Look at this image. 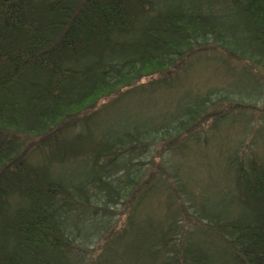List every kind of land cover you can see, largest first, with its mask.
<instances>
[{"label":"trees","instance_id":"16d2710c","mask_svg":"<svg viewBox=\"0 0 264 264\" xmlns=\"http://www.w3.org/2000/svg\"><path fill=\"white\" fill-rule=\"evenodd\" d=\"M164 1L0 0V264H81L87 254L83 264H107L126 228L138 230L134 243L148 234L149 264H264V155L252 151L256 135L264 142V125H252L264 121V0ZM205 52L257 97L223 91L227 77L162 121L100 119L146 88L142 80L154 92ZM240 122L248 129L223 169L232 206L208 210L174 160H216L210 135ZM45 150L64 172L67 155L79 160L65 168L69 178L50 173L49 161L30 164ZM155 196L166 212L141 234L134 214ZM99 212L124 219L99 234ZM184 219L193 225L184 229ZM198 229L223 245L218 263L191 239Z\"/></svg>","mask_w":264,"mask_h":264},{"label":"rangeland","instance_id":"374dc122","mask_svg":"<svg viewBox=\"0 0 264 264\" xmlns=\"http://www.w3.org/2000/svg\"><path fill=\"white\" fill-rule=\"evenodd\" d=\"M38 1H52V0H38ZM176 2L177 0H173ZM165 3H171L172 0H165ZM133 36V35H131ZM176 73V71H175ZM232 76V77H231ZM230 76V72L228 68H226V65H221L219 60L215 56H211L209 53H199L194 54L191 58H189V61L187 64L181 68L176 75H172L169 82H165V80L158 79L156 80V83L158 82L159 86H163L164 83L166 84L164 87H161L159 89H156L153 91H150L151 87H154L155 85H149L148 83L150 81V78L146 80L141 81L146 85H144V89L138 88L133 94L129 97H126L122 99L119 102H116L115 104L111 105L108 110L101 113V118L104 119L107 116H112L113 119L118 122L120 120H124L125 118L127 121H138V124H143L146 122L151 121L152 119H159L162 121L164 118L172 117L180 114L185 104L192 103V99L195 98V95L193 93H202L205 90L217 87L220 88L223 83L222 80H225L227 77L226 85H223L221 88L223 91L228 92H235L239 93L240 95L244 97H248L251 100L257 97L258 92H250L252 87L251 85H246V80L242 76H235L234 74ZM234 78V79H233ZM162 80V81H161ZM149 89V90H148ZM142 90V91H141ZM144 90V91H143ZM97 90L93 94H97ZM153 92V93H150ZM105 93H100L96 97L101 96ZM112 100V98L109 97V99L100 100L96 103V108L100 106V104L104 103V105L107 107V104L109 101ZM112 120V119H111ZM111 122V121H110ZM242 123V122H240ZM235 124L232 125L230 129H228V125L224 123V125H220V130L218 132H213L212 135L209 137L208 143L211 144V146L208 148L207 151H211L210 158H216V160H206L204 159V162H196L194 164H190L187 162H184L180 158H176L174 161L178 163V167L180 168L181 173L184 176V180L187 181L188 184L193 185L195 182V186L198 187V189L201 192H198L201 196L200 203L204 204L206 203V208L208 210L212 209H222L225 208L226 210L229 209V207L232 206L230 203V199L227 197V191L225 189H228V183L225 181L226 178L224 176V167L228 166V156L231 154L232 149L235 151V146L237 145L239 139L241 138V133L243 134L244 129H248L247 122H244L242 124ZM261 124L264 125V121L259 118L258 116L253 118L252 125L256 129L261 128ZM209 126V125H208ZM205 128V127H203ZM257 128V129H258ZM256 129V130H257ZM262 129V128H261ZM261 133H264V128L260 131ZM231 139L226 141V136H230ZM202 137V136H201ZM204 137V136H203ZM233 137V138H232ZM249 138L247 139L246 143H249ZM262 139L264 140V134ZM36 138H33L31 136L30 142H32L33 147L37 145ZM259 141V142H258ZM260 143V144H259ZM201 145L200 143H197ZM255 144L258 145L257 149L255 148ZM254 146L253 152L256 153L258 156L264 155V142L261 141V138H259L258 135H256V140H254ZM30 146V143L27 145V151L33 148ZM251 151V152H252ZM46 150L43 153L40 152H34L29 155V162L32 165H36L38 163H43L49 161L50 162V173L53 174L55 172L58 177L62 178L63 173L64 176L68 177L66 169L68 167L73 168V172L76 169V165L79 163V160L74 157V155H67L65 158V166H63L64 171H62V168H56L57 166H62V159L57 161L56 158L48 156H44ZM216 153V154H214ZM44 157H43V156ZM78 160L76 163L75 161ZM182 161V162H181ZM206 165H205V164ZM52 165V166H51ZM71 165V166H70ZM54 169V171L52 169ZM72 170V169H67ZM42 172V171H38ZM72 172V176H73ZM51 178H53V175ZM57 177V176H56ZM50 178V177H49ZM69 178V177H68ZM230 185V184H229ZM231 186V185H230ZM197 190V189H196ZM158 200H155L153 203L146 202V204L143 206V208L140 210V212L135 213L137 214V221L136 218H134L135 222L137 223V226L140 228L139 231L145 232V229L147 228L146 221L147 219L160 221L163 219L166 209H165V203L161 201L163 197H157ZM222 204V205H221ZM110 209L120 211V209L115 207H110ZM222 209V210H225ZM232 209V208H231ZM191 212V211H190ZM73 220H77L76 216H72ZM90 217V216H88ZM122 220L124 219L123 216H121ZM115 216L107 215L102 212L98 213V216L96 218V221H98V224L100 223L99 231H97L99 234L102 233L104 227H112L115 221L119 223L121 219ZM83 223H79L80 231L79 235L81 238V241L85 240V236L87 235L85 233V228L90 224V221L83 220ZM71 222H67V225L69 227ZM192 222H187L185 219L183 221V228L188 229L190 226H192ZM147 231V230H146ZM138 230L136 229H129L126 228L120 233H117L113 236L112 241V252L111 257L113 258L115 255H122L123 249L121 247V242H129L133 237H135ZM193 236L191 239H193L194 243H203L202 248L205 252L209 253L212 256V259L215 263H218L220 261V253L222 252V249L224 248L223 245L217 241L215 238L208 236L207 234L203 233L200 229L197 230L196 233L192 234ZM148 234L145 232L143 233V238L146 240ZM94 241H96L97 237L96 235H93ZM190 239V238H189ZM143 240V239H142ZM143 240V243H144ZM192 240V241H193ZM78 242V241H76ZM190 248L192 245H188ZM93 247V245H92ZM146 251V248H144ZM75 250L73 251L74 254ZM90 254L86 255V257H83L82 263L89 258ZM125 258V264H146L147 262V255L144 252L137 251L134 249L133 251L127 250L124 253ZM75 264H78L76 262Z\"/></svg>","mask_w":264,"mask_h":264},{"label":"bare ground","instance_id":"6f19581e","mask_svg":"<svg viewBox=\"0 0 264 264\" xmlns=\"http://www.w3.org/2000/svg\"><path fill=\"white\" fill-rule=\"evenodd\" d=\"M178 70H180V69H178ZM176 73H177V71H176ZM176 73L174 72V74H172V75H175ZM167 81H170V78H168ZM225 181L227 182V180H225ZM138 241H137V243H134L133 238H132L129 242H121L120 244H121V247L123 249V254L118 255V256L115 255L113 258L110 256L111 259L108 261L107 264H125V258L123 255L127 250L133 251L134 249H136L137 251L144 252L146 255H149L150 253H152V252H150L151 249H150L148 242L143 243L142 242L143 240L140 238L138 239ZM144 248H146V251L144 250ZM155 248H157V247H155ZM110 261H112L113 263H111ZM146 264H149V263H146Z\"/></svg>","mask_w":264,"mask_h":264}]
</instances>
